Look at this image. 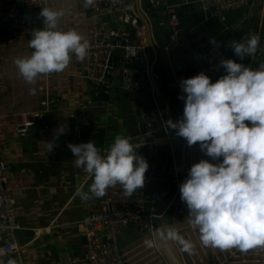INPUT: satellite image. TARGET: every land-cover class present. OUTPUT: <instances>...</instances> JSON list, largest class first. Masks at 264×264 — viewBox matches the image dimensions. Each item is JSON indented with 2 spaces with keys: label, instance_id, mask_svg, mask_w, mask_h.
I'll return each mask as SVG.
<instances>
[{
  "label": "crops",
  "instance_id": "obj_1",
  "mask_svg": "<svg viewBox=\"0 0 264 264\" xmlns=\"http://www.w3.org/2000/svg\"><path fill=\"white\" fill-rule=\"evenodd\" d=\"M45 1V7L65 11L59 21L61 29H75L88 40L92 24L89 12L77 10L75 0ZM165 3L177 5L179 23L187 26L188 40L196 50L217 49L222 58L236 60L253 69L264 63V57L246 56L240 60L227 46L229 41L247 32L258 36L264 33V0L230 11L224 20L206 17L199 0H165ZM41 18L35 22L36 28L43 26ZM99 20L104 28H117L122 23L116 14H103ZM30 38L31 35H27L21 42L11 41L5 28H0V139L2 157L7 164L6 187L18 202L16 216L20 225L17 230L19 250L0 259L16 260L19 255L24 264H57L61 255L73 259V264H86L79 222L85 214L99 208L103 197L82 200L77 195L78 189L88 191L92 179L83 168L75 166V157L67 145L93 141L101 155L108 151L117 135L130 138L133 145H138L137 118L133 107L127 108L123 103L117 72L110 76L113 85L110 91L116 92L115 97L110 98L109 91L108 100L101 101L103 97L97 88L83 78L85 59L78 61L75 55L62 72L40 75L34 84L25 82L14 61L32 53L33 49L28 46ZM210 38H214L217 45L210 43ZM224 74L221 67L219 76ZM207 76L213 81L212 75ZM43 101H47V105H43ZM40 109H45L44 117L20 134L17 127L30 121L32 114ZM73 113L89 117L90 133L84 131L80 137L76 135ZM63 127L64 133L57 138L56 130ZM46 141L55 143L51 152ZM35 229L40 230L37 236L33 233ZM179 238L188 263L206 256L222 257L237 248L234 264H264V246L246 252L238 247L221 250L205 246L193 226L185 229Z\"/></svg>",
  "mask_w": 264,
  "mask_h": 264
},
{
  "label": "clouds",
  "instance_id": "obj_2",
  "mask_svg": "<svg viewBox=\"0 0 264 264\" xmlns=\"http://www.w3.org/2000/svg\"><path fill=\"white\" fill-rule=\"evenodd\" d=\"M94 0H85V7ZM63 9L40 8L43 26L31 32L32 53L17 57L15 65L25 82L34 84L40 75L62 72L72 55L83 61L89 41L75 29L59 26ZM259 36L228 42L243 60L256 53ZM210 43L217 45L214 38ZM224 75L212 82L203 71L183 79V117L168 125L189 146L199 143L202 151L220 163L206 159L193 163L180 183V199L187 205V221L198 230L205 246L221 250L238 247L242 252L264 246V63L253 69L233 59L220 60ZM32 91V90H30ZM64 127L56 130V137ZM51 152L54 141H46ZM75 166L92 179L88 191L78 189L82 200L101 198L109 187L120 184L131 195L145 184L147 161L134 150L130 138L117 135L106 155L93 141L68 143ZM148 247L153 241H144ZM3 255V254H0ZM0 264H17L0 259Z\"/></svg>",
  "mask_w": 264,
  "mask_h": 264
},
{
  "label": "built area",
  "instance_id": "obj_3",
  "mask_svg": "<svg viewBox=\"0 0 264 264\" xmlns=\"http://www.w3.org/2000/svg\"><path fill=\"white\" fill-rule=\"evenodd\" d=\"M159 3L165 0H151ZM255 0H199V5L206 17H216L224 20L228 12L240 9L245 6L254 5ZM21 3L23 6L21 7ZM169 15V24L174 33L180 30L177 5L166 3ZM46 5L45 0H0V28H5L6 34L11 41L21 42L27 35L36 29L35 22L40 20V8ZM75 6L80 12H89L92 24L88 33L90 47L85 57L83 78L97 88L98 94L102 91L108 93L113 85L110 80L112 64L109 57L118 45L112 42L118 36L116 28H104L100 23V16L103 14H116L120 22H127V9L129 5L124 0H94L93 5L85 7V0H75ZM38 11V14H34ZM28 13H33L28 17ZM252 32H247L239 39L247 38ZM259 45L255 59L264 57V33L259 35ZM222 54L217 49H208L204 55V64L201 67L206 75H212L215 82L219 78ZM129 86V85H128ZM90 100H88V103ZM47 105V101L42 102ZM86 107V102H85ZM45 109H40L32 114V119L17 127L20 134H24L27 127L35 125L38 119L44 117ZM73 128L78 137L89 125V117L82 113H73ZM136 140L140 143L133 145L136 153L145 160L147 152L144 146L150 147L149 151L158 150L160 141H143L147 135L153 132L150 122L143 126L137 121ZM107 152H104L106 155ZM7 164L2 157V143L0 139V256L15 254L19 250L17 230L20 225L16 216L17 200L6 187ZM145 174V184L131 195H126L123 187L117 184L107 189L96 211L85 214L79 222L84 237L82 244L83 259L86 264H166L163 261H152L150 247L146 246V239L153 241V251H158L154 241V231L157 227L155 217L157 208L156 200L160 193L153 187L147 189V184L154 179L152 172ZM148 191H150L148 193ZM150 203V204H149ZM149 204V205H148ZM134 226L142 234L139 238L127 244L123 249L118 247L117 240L120 233L128 227ZM40 230H33L37 236ZM159 252V251H158ZM237 248L222 257L206 256L189 264H234L237 256ZM17 264H24L21 256L16 259ZM75 261L68 256H59L57 264H73Z\"/></svg>",
  "mask_w": 264,
  "mask_h": 264
},
{
  "label": "water",
  "instance_id": "obj_4",
  "mask_svg": "<svg viewBox=\"0 0 264 264\" xmlns=\"http://www.w3.org/2000/svg\"><path fill=\"white\" fill-rule=\"evenodd\" d=\"M125 3L129 5L126 11L129 16L127 22L116 28L118 36L112 40L118 45L109 57L111 72H117L123 103L127 108L133 107L137 121L143 126L148 122L152 124V134L142 140L160 141L156 152L144 146L147 172L154 174L147 189L154 187L160 193L155 203L158 217L154 218L157 227L153 237L156 247L166 264H187L179 237L192 225L187 221L188 208L180 199L179 185L187 178L193 163L201 159L220 163L223 157L214 160L201 150L199 143L189 146L167 122L175 123L183 117L181 97L185 94L180 83L200 72L206 49L196 50L188 40L187 26L180 24L178 33L172 31L166 3L151 0H126ZM100 95L101 101L108 100L107 93L101 91ZM90 129L88 125L85 133H90ZM165 227H169V247L160 246L159 233ZM140 236L142 234L130 226L120 233L118 247L123 249Z\"/></svg>",
  "mask_w": 264,
  "mask_h": 264
},
{
  "label": "bare ground",
  "instance_id": "obj_5",
  "mask_svg": "<svg viewBox=\"0 0 264 264\" xmlns=\"http://www.w3.org/2000/svg\"><path fill=\"white\" fill-rule=\"evenodd\" d=\"M191 231V230H189ZM168 233H169V227H165L163 228L160 233H159V238H160V246L162 247H166L168 246L169 247V237H168ZM157 248V247H156ZM150 249L152 250L153 252V246L150 247ZM185 262V260H184ZM187 263V262H186ZM188 264V263H187Z\"/></svg>",
  "mask_w": 264,
  "mask_h": 264
},
{
  "label": "rangeland",
  "instance_id": "obj_6",
  "mask_svg": "<svg viewBox=\"0 0 264 264\" xmlns=\"http://www.w3.org/2000/svg\"><path fill=\"white\" fill-rule=\"evenodd\" d=\"M114 82H116V80H114ZM115 94H116V92H114V91H110L109 92V94H108V96L110 97V98H113V97H115ZM191 234V233H190ZM148 252V258H149V256L151 257V259H152V261H163V262H165V260H164V258L162 257V255L158 252V251H153L152 253H150V255H149V252L150 251H147ZM166 263V262H165Z\"/></svg>",
  "mask_w": 264,
  "mask_h": 264
}]
</instances>
